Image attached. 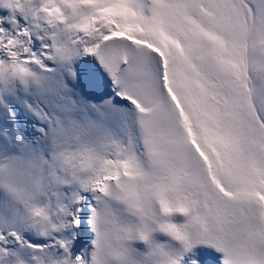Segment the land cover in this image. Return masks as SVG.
<instances>
[{"label": "snow or ice", "instance_id": "obj_1", "mask_svg": "<svg viewBox=\"0 0 264 264\" xmlns=\"http://www.w3.org/2000/svg\"><path fill=\"white\" fill-rule=\"evenodd\" d=\"M0 264H264V0H0Z\"/></svg>", "mask_w": 264, "mask_h": 264}]
</instances>
